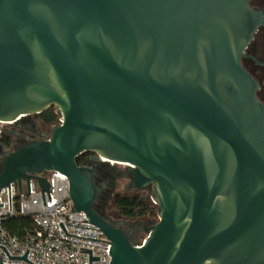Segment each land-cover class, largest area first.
Segmentation results:
<instances>
[{"label":"water","instance_id":"obj_1","mask_svg":"<svg viewBox=\"0 0 264 264\" xmlns=\"http://www.w3.org/2000/svg\"><path fill=\"white\" fill-rule=\"evenodd\" d=\"M246 2L0 0V123L51 106L59 121L0 161L9 211L10 183L28 195L35 178L48 195L38 175L58 172L110 243L59 226L111 244L109 264H264V108L240 63L259 17ZM83 153L151 187L158 221L142 243L93 210Z\"/></svg>","mask_w":264,"mask_h":264},{"label":"built area","instance_id":"obj_2","mask_svg":"<svg viewBox=\"0 0 264 264\" xmlns=\"http://www.w3.org/2000/svg\"><path fill=\"white\" fill-rule=\"evenodd\" d=\"M38 176L44 177L49 185L50 202L47 191L41 194L37 180L31 178L28 195L25 180L19 184L20 194L17 182L9 184V211L8 186L0 188V246L9 257H22L27 250L26 260L32 264H88V254L79 249L91 250V257H99V261H91V264H109L111 244L103 243L109 240L82 216L84 213L73 210L67 178L58 172ZM15 217L30 220V227L24 228L20 236L11 235L5 227V222ZM59 223L68 235L103 242L66 236ZM0 261L2 264H28L9 260L1 248Z\"/></svg>","mask_w":264,"mask_h":264},{"label":"flooded vegetation","instance_id":"obj_3","mask_svg":"<svg viewBox=\"0 0 264 264\" xmlns=\"http://www.w3.org/2000/svg\"><path fill=\"white\" fill-rule=\"evenodd\" d=\"M247 7L258 14L257 25L252 38L247 43L244 54L240 58L243 70L255 82L256 99L264 108V0H247ZM0 130V161L9 150L27 143L30 140L44 138L43 133H37L38 126L46 128L41 120L39 123L33 117H26L19 123L8 125ZM7 140V143L4 141ZM78 165L90 168L93 172L94 185L99 188L96 201L92 204L93 210L107 223L125 232L128 239L134 243L143 227L151 226L146 218L128 219L116 208V200L122 198L146 201L147 193H151V187L145 186L138 189L128 177V166L123 164L94 159L91 153H83L76 159Z\"/></svg>","mask_w":264,"mask_h":264},{"label":"trees","instance_id":"obj_4","mask_svg":"<svg viewBox=\"0 0 264 264\" xmlns=\"http://www.w3.org/2000/svg\"><path fill=\"white\" fill-rule=\"evenodd\" d=\"M42 123L47 127H53L59 123L58 116L54 112L53 107L37 115ZM7 143V140L4 141ZM116 208L118 211L128 219L146 218L150 219L156 217V212L145 201H138L137 199L122 198L116 200ZM5 227L11 235L20 236L24 228L30 227V220L25 217H15L5 222Z\"/></svg>","mask_w":264,"mask_h":264},{"label":"rangeland","instance_id":"obj_5","mask_svg":"<svg viewBox=\"0 0 264 264\" xmlns=\"http://www.w3.org/2000/svg\"><path fill=\"white\" fill-rule=\"evenodd\" d=\"M32 117H33V120H34L35 122L39 123L40 118H39L37 115H34V116H32ZM57 125H58V124H57ZM57 125H54V126H57ZM54 126H53V127H54ZM6 127H9V126L6 125V124H2V123H0V130H2L3 128H6ZM51 129H52V127L42 128V127L38 126V128L36 129V131H37V133H43V134L49 135L50 132H51ZM146 195H147L148 198H147V200H146L145 202H146L151 208H153V209L155 210V212H156V208H157V207H156V206L151 202V200H150L151 193H147ZM148 220L152 223L151 226H153V225L158 221L157 215H156V217L150 218V219H148ZM151 226H150V227H151ZM146 237H147L146 228L143 227V228L141 229V231L139 232L137 238L134 240V243H135V244L142 243Z\"/></svg>","mask_w":264,"mask_h":264},{"label":"bare ground","instance_id":"obj_6","mask_svg":"<svg viewBox=\"0 0 264 264\" xmlns=\"http://www.w3.org/2000/svg\"><path fill=\"white\" fill-rule=\"evenodd\" d=\"M102 161H104V159H102Z\"/></svg>","mask_w":264,"mask_h":264}]
</instances>
